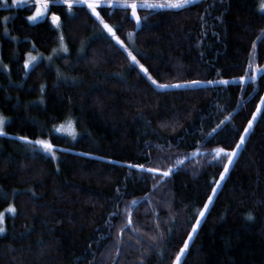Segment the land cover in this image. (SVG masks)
Wrapping results in <instances>:
<instances>
[{"label": "trees", "instance_id": "16d2710c", "mask_svg": "<svg viewBox=\"0 0 264 264\" xmlns=\"http://www.w3.org/2000/svg\"><path fill=\"white\" fill-rule=\"evenodd\" d=\"M60 1L30 23L35 6L0 0V264H173L227 163L214 150L235 148L264 96V72L208 83L245 76L252 54L264 65L260 0L139 10V27L129 10L99 9L158 83L201 81L167 89L130 67L88 8ZM261 109L182 264H264ZM69 122L75 138L56 130ZM20 137L48 141L56 159Z\"/></svg>", "mask_w": 264, "mask_h": 264}, {"label": "snow or ice", "instance_id": "6c2138e0", "mask_svg": "<svg viewBox=\"0 0 264 264\" xmlns=\"http://www.w3.org/2000/svg\"><path fill=\"white\" fill-rule=\"evenodd\" d=\"M18 0H13V3H17ZM64 3L68 4V8L71 11V8L73 7V3L72 0H63ZM78 2L80 4H87V7L89 9L92 10V14L94 16H96V18L100 21V24L103 26V29L116 41L117 44L120 45L121 48H123V50L125 52H127L128 57L131 61L130 67L132 65H136L139 67V70L141 73L144 74V76L147 77V79L151 82V84L153 86H155L156 88L159 89H167V88H182L185 86H191V85H198L201 83V81H190L188 83V85L185 84H164V83H158L156 79H154L152 77V75L149 74V69L146 68L143 64L140 63V61L137 59V57L135 55H133V53L131 51L128 50V48L125 46L124 42L121 41L117 35H116V30H114L113 27H110L107 23H105V21L100 17L99 13L96 11L97 7L99 6V0H78ZM196 0H163V2L160 3H154V2H148V0H135V2H129V0H119L118 6L121 8H130L132 10V17L135 18L137 25L140 24L141 20L140 17L137 16V12L136 9L137 8H151V9H155V8H171V9H184L186 8L188 5L195 3ZM37 3V8H36V12L34 15L28 17L29 21L35 22L37 21L39 18H41L42 16H44V13L47 11L49 5L47 0H36ZM260 12L264 13V0H260V4H259V9ZM7 19V18H5ZM52 23L53 25L59 27V23H60V18L56 15H53L51 17ZM262 33H264V29L261 30ZM132 33H128V39L131 41L132 40ZM257 40H261V37L258 36ZM258 45L257 43L254 41L252 44V48L253 50L257 49ZM60 51L62 52H67L68 48L64 43V37L63 35L60 36ZM56 51V50H54ZM49 59H51V57H49ZM37 60L36 56H32L31 54H29V59L25 61L24 67L25 69H28L30 67V65H32L35 61ZM249 68H253V66L251 64H249ZM264 71V69L262 68H253V71L251 73V75L249 76L246 70V76L245 77H241V83L244 82V80L246 78L251 79L253 82L256 80V76L257 73ZM208 83H220V84H228L229 81L226 80H220V81H208ZM261 105H264V97L261 98L260 104L257 105L256 108V112H254L252 114V119H250L248 121V126L244 129V133L240 135V140L239 142L236 144L235 148L231 151V152H226L224 148H216L215 151V155L213 156V159H222L223 157H227V163L224 164V171L220 174V179L214 181L215 187L212 188V194L208 196L207 202L203 205V209H201L198 212V215L195 217V224L192 225V229L191 232L188 234V237L186 240L183 241V247H181L179 249V253L176 255L175 257V264H182V261L184 259V257L187 255L189 248H190V243L192 242V240L194 239V234L197 232L199 225L202 223L203 219L206 217V214L208 212V209L210 207V205L213 203L214 198L216 196V193L221 185V181L224 180L226 173L229 172L230 170V165H232L234 163V158L238 156L239 154V150L241 149V147L245 144L246 142V137L247 134L249 133L250 129L253 128L254 125V121L257 119V115L259 113H261L262 109H261ZM225 119H228V117H225ZM224 121H221V124H223ZM3 125H4V120L2 118H0V135H5L6 133L3 131ZM69 127H71V122H69ZM217 127H220V125H217ZM58 132L63 130V126L61 128H57L56 129ZM213 131L215 132L216 129H213ZM73 138H75V133H71ZM209 135H211V133H209ZM20 139H24L26 140L27 143L33 144V145H37L39 147H41L46 153H50L52 156V159H56V155L55 152L53 151V145L50 144L48 141L46 140H35V141H31V140H27L26 137H20ZM178 164H182L183 161H178ZM129 167L135 168V167H139L141 169H144L143 165H129ZM147 172L150 173H155L158 171L157 168H147L144 169ZM172 172V168L167 169L166 171H163L161 173V177H168L170 175V173ZM159 182V181H157ZM155 186V185H154ZM133 203H136V201H133ZM7 211L9 213H15V208L14 207H9L7 209ZM248 219H252V216L249 215ZM4 222V214L0 213V225H3ZM129 223H131V219H129ZM5 231V228L0 226V233H3ZM171 233V230H170Z\"/></svg>", "mask_w": 264, "mask_h": 264}, {"label": "rangeland", "instance_id": "374dc122", "mask_svg": "<svg viewBox=\"0 0 264 264\" xmlns=\"http://www.w3.org/2000/svg\"><path fill=\"white\" fill-rule=\"evenodd\" d=\"M74 2H73V7L75 6V5H77V6H84V7H86V8H88L87 7V4H80L79 2H78V0H73ZM197 1V0H196ZM149 2H151V1H149ZM19 4H25V5H28V6H35L36 8H37V3H36V0H23V1H19L18 2ZM59 3H63V1H60ZM118 3H119V1H114V0H99V6L97 7V9H96V11H98L99 9H102V8H109V9H114V8H120V9H125V10H129V12H130V15H131V17H132V10L130 9V8H121V7H119L118 6ZM131 3V2H130ZM154 3H158V2H154ZM89 9V8H88ZM139 10H148V11H156V10H172V11H176V10H179V9H171V8H155V9H151V8H137L136 9V12H138ZM89 11L92 13V10L91 9H89ZM35 12H36V9H35ZM35 14V13H34ZM45 14H46V12L44 13V16H42L41 18H39L38 20H40V19H42V18H44L45 17ZM94 16V15H93ZM95 18H96V16H94ZM133 18V17H132ZM97 19V18H96ZM134 19V21L136 22V20H135V18H133ZM37 20V21H38ZM98 20V19H97ZM99 21V20H98ZM30 23H35V22H32V21H29ZM100 22V21H99ZM136 27H139V25H137V23H136ZM102 28H103V26H102ZM105 31V30H104ZM106 32V31H105ZM107 33V32H106ZM107 35H109L108 33H107ZM110 36V35H109ZM111 37V36H110ZM112 38V37H111ZM112 40L116 43V41L112 38ZM117 44V43H116ZM117 45H119V44H117ZM120 46V45H119ZM128 49H129V45L127 46V45H125ZM123 49V48H122ZM124 51V50H123ZM125 52V51H124ZM126 54H127V52H125ZM128 55V54H127ZM133 55H134V53H133ZM249 64H251L252 66H253V68H262V69H264V65H261V66H259V65H257L256 63H255V59H254V55L252 54V57H251V59H250V62H249ZM33 65V64H32ZM32 65H30V67L28 68V70L31 68V66ZM138 67V66H137ZM139 68V67H138ZM253 68H249L248 67V71H247V73H248V75L250 76L251 75V73H252V71H253ZM264 71H261V72H259V73H257V76H256V80H257V78H258V76L259 75H261L262 73H263ZM246 76V75H245ZM245 76H243V77H245ZM240 78L241 77H236V78H230V79H222V80H226V81H229V83L228 84H220V83H214L215 85H229V84H239V85H241V86H245L246 84H255V82H256V80L253 82L251 79H248V78H246L245 80H244V82L243 83H241V80H240ZM217 81H220V80H217ZM264 97V96H263ZM260 104V103H259ZM261 107H262V105H261ZM248 126V125H247ZM71 133H73L72 132V128L71 127H69V125H64L63 126V130L61 131V134H64V135H67V136H69V137H73L72 136V134ZM43 150V149H42ZM240 151V150H239ZM43 152H45L44 150H43ZM46 153V152H45ZM46 154H49V153H46ZM197 154V151H194L192 154H191V156H194V155H196ZM236 158V157H235ZM235 158H234V160H235ZM230 167H231V165H230ZM226 175H227V173H226ZM226 175H225V177H226ZM219 179H220V177H219ZM225 179V178H224ZM222 182L223 181H221V184H222ZM221 186V185H220ZM215 187V186H214ZM212 194V193H211ZM1 226V225H0ZM195 235V234H194ZM173 264H175V261H174V263Z\"/></svg>", "mask_w": 264, "mask_h": 264}]
</instances>
